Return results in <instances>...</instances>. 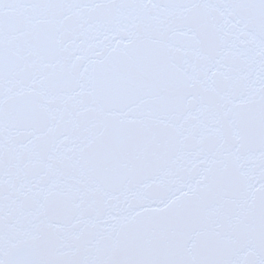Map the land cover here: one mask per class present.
Masks as SVG:
<instances>
[{"label": "snow or ice", "instance_id": "6c2138e0", "mask_svg": "<svg viewBox=\"0 0 264 264\" xmlns=\"http://www.w3.org/2000/svg\"><path fill=\"white\" fill-rule=\"evenodd\" d=\"M0 264H264V0H0Z\"/></svg>", "mask_w": 264, "mask_h": 264}]
</instances>
